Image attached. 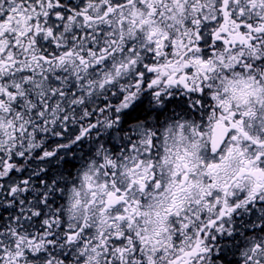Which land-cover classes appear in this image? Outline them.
Instances as JSON below:
<instances>
[{
	"label": "snow or ice",
	"instance_id": "snow-or-ice-1",
	"mask_svg": "<svg viewBox=\"0 0 264 264\" xmlns=\"http://www.w3.org/2000/svg\"><path fill=\"white\" fill-rule=\"evenodd\" d=\"M0 264H264V0H0Z\"/></svg>",
	"mask_w": 264,
	"mask_h": 264
}]
</instances>
